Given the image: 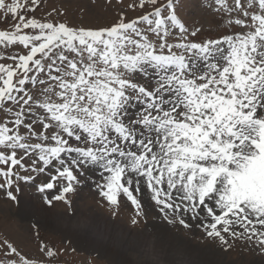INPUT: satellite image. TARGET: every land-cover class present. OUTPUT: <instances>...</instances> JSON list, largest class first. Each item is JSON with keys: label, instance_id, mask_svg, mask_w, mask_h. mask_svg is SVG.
<instances>
[{"label": "snow or ice", "instance_id": "obj_1", "mask_svg": "<svg viewBox=\"0 0 264 264\" xmlns=\"http://www.w3.org/2000/svg\"><path fill=\"white\" fill-rule=\"evenodd\" d=\"M117 3L113 22L84 27L0 0V190L16 202L31 185L71 212L94 185L113 215L130 202L133 225L151 207L264 264V0H201L223 25L203 39L184 0ZM39 250L0 240V264L57 256Z\"/></svg>", "mask_w": 264, "mask_h": 264}, {"label": "rangeland", "instance_id": "obj_2", "mask_svg": "<svg viewBox=\"0 0 264 264\" xmlns=\"http://www.w3.org/2000/svg\"><path fill=\"white\" fill-rule=\"evenodd\" d=\"M129 2L124 0L125 5ZM53 9L63 13L56 17L58 20L84 27H100L113 22L120 6L117 0H112L111 4L108 0H42V7L35 15L46 16ZM179 13L187 24L203 26L202 39L218 34L223 27L209 23L210 13L204 10L201 0H184ZM16 195L18 199L13 202L0 190V240L8 239L33 258L42 257L40 246L47 244L57 252L55 258L44 257V261L50 259L51 264H127L128 261L134 263L130 255L135 252L140 255L139 264H190V261L196 264H260L259 254L243 241L227 252L222 251L204 237L195 222L191 229L178 223L168 224L151 207L146 208L145 215L138 218L140 222L133 225L135 209L130 202L122 203L113 215L94 185H83L73 196L74 209L71 212L61 202L52 207L45 205L42 194L31 185H22ZM92 217L97 228L105 223L107 243H98L84 229L81 232L75 230L77 219L89 222ZM87 225L93 232V227ZM120 240L123 247L118 245ZM94 246L101 251H94ZM108 254L116 259L111 260Z\"/></svg>", "mask_w": 264, "mask_h": 264}, {"label": "bare ground", "instance_id": "obj_3", "mask_svg": "<svg viewBox=\"0 0 264 264\" xmlns=\"http://www.w3.org/2000/svg\"><path fill=\"white\" fill-rule=\"evenodd\" d=\"M90 219H91L92 221H89V222H86V221H81V222H80V220L78 221V219H77V220L75 221V227H74L75 230L81 232V231H83V229H84L85 231L89 232V234H90L91 236H93V237L95 238V240H96L98 243H101V244L107 243V241H108V237H106V236L104 235L105 230H104V227H103V226L105 225V223L103 222V226L101 225L99 228H97V224H96V222L94 221L95 218L92 217V218H90ZM81 220H82V219H81ZM78 222H80L81 227H79ZM83 222H85V223H83ZM87 223H89V224L93 227V232H94V234H93L92 230L90 229V227L87 225ZM93 225H95V227H94ZM99 229H102V232H101ZM118 245L123 247L122 240L119 241ZM93 250H94V251H98V252L101 251V249H100L98 246H94ZM148 254L151 255V254H152V250L149 251ZM103 255L106 256V254H103ZM108 256L110 257L111 260L116 259V258L114 257V255H109V254H108ZM130 258L133 259L134 263H129V261H128L127 264H139V261H140V255H138L136 252H135L133 255H130ZM161 263H162V262H161ZM180 264H181V263H180Z\"/></svg>", "mask_w": 264, "mask_h": 264}]
</instances>
